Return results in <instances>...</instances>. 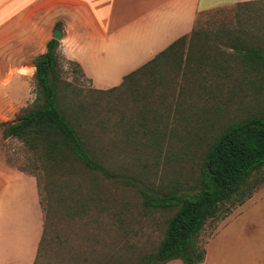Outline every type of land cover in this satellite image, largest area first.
Listing matches in <instances>:
<instances>
[{"label":"rangeland","instance_id":"374dc122","mask_svg":"<svg viewBox=\"0 0 264 264\" xmlns=\"http://www.w3.org/2000/svg\"><path fill=\"white\" fill-rule=\"evenodd\" d=\"M198 19L196 28L208 54L211 48L224 55L231 52L227 38L239 31L246 40L253 34L264 43V3L217 8ZM39 55L29 61L34 65ZM57 55L59 85L65 93L60 104L76 111L80 130L112 177L87 171L76 162L69 163L68 171L50 165L41 152L15 138L3 143L7 162L35 174L40 181L49 223L34 264H183L181 259L153 262L174 210L144 205L139 188L155 197L167 196L171 189L178 194L188 191L211 138L209 131L170 122L175 112L164 110L151 98L161 89L156 83L145 79L134 90L100 92L59 47ZM24 73L28 79L21 96L26 98L18 106L17 116L34 104L37 94L34 73ZM17 77L11 76L9 86ZM215 81L210 77L207 83L213 87ZM224 84L226 89L229 81ZM190 85L195 88L184 100L206 104L202 86L196 88L203 84L193 78ZM259 85L260 89H254L247 80V90L229 104L233 118L264 105V84ZM155 107V113L160 112L156 117ZM141 111L145 113L141 115ZM162 123L168 125L158 126ZM244 188V194L224 203L198 233L197 247L204 250V259L198 264H264V171L249 179Z\"/></svg>","mask_w":264,"mask_h":264},{"label":"trees","instance_id":"16d2710c","mask_svg":"<svg viewBox=\"0 0 264 264\" xmlns=\"http://www.w3.org/2000/svg\"><path fill=\"white\" fill-rule=\"evenodd\" d=\"M261 3L264 0L236 5ZM196 24L189 35L178 38L141 67L125 75L119 86L108 90L95 89L100 92L127 87L134 90L147 79L146 83L154 82L161 87L151 95L153 101L159 102L164 110L175 112L170 122L195 131H209L211 138L188 191L178 194L171 189L167 196L155 197L151 191L139 188L144 197V205L174 210L167 220L153 262L181 259L183 264L200 263L204 259V250L197 247L196 237L206 221L216 217L224 203L236 195L244 194L249 179L264 171V105L247 110L239 118H233L229 109V104L238 93L247 90V80L256 87L254 89H260L259 84H264L262 37L251 34L246 40L239 31L227 38L231 52L224 55L211 48L212 53L208 54L205 52V44L200 42L201 33ZM59 44V40L50 39L46 43V51L35 59L37 94L34 104L24 109L12 122L2 124L4 135L26 143L35 152H41V156L50 165L68 171L71 162H76L87 171L99 172L108 179L112 175L101 164V158L80 130L81 122L78 121L76 111L60 104L61 96H65V93L60 88L57 73ZM210 77L216 79L213 87L207 83ZM193 78L204 85H196V88L202 86L200 89L206 102L203 106H199L197 100H184L191 96L195 88V85H190ZM224 81H229L226 89L222 88ZM133 94L135 96L136 91ZM152 112L154 117L160 113H155L156 107ZM143 113L145 111H141V115ZM187 136L192 137L189 134ZM36 178L44 213L39 253L49 217L44 212L40 181L38 176ZM143 264L149 263L145 261Z\"/></svg>","mask_w":264,"mask_h":264},{"label":"crops","instance_id":"0c3cea01","mask_svg":"<svg viewBox=\"0 0 264 264\" xmlns=\"http://www.w3.org/2000/svg\"><path fill=\"white\" fill-rule=\"evenodd\" d=\"M247 1L254 0H0V264H34L43 235L37 178L7 162L11 137L2 124L17 117L24 72L35 70L29 59L46 51L52 34L61 31L59 51L90 86L108 90L189 35L201 14Z\"/></svg>","mask_w":264,"mask_h":264},{"label":"water","instance_id":"95a60500","mask_svg":"<svg viewBox=\"0 0 264 264\" xmlns=\"http://www.w3.org/2000/svg\"><path fill=\"white\" fill-rule=\"evenodd\" d=\"M53 39L55 40H60L61 39V31L60 30H56L53 34H52Z\"/></svg>","mask_w":264,"mask_h":264}]
</instances>
